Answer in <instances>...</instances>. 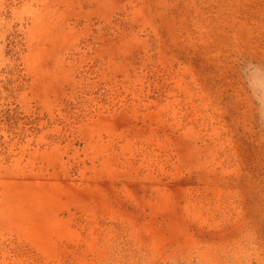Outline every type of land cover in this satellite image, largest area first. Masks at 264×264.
Instances as JSON below:
<instances>
[{
  "label": "rangeland",
  "instance_id": "rangeland-1",
  "mask_svg": "<svg viewBox=\"0 0 264 264\" xmlns=\"http://www.w3.org/2000/svg\"><path fill=\"white\" fill-rule=\"evenodd\" d=\"M0 264H264V0H0Z\"/></svg>",
  "mask_w": 264,
  "mask_h": 264
}]
</instances>
